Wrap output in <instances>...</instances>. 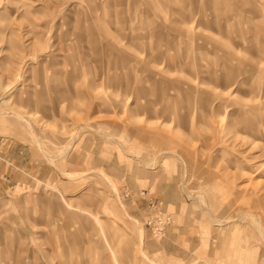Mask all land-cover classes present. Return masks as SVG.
I'll list each match as a JSON object with an SVG mask.
<instances>
[{
	"label": "rangeland",
	"instance_id": "rangeland-1",
	"mask_svg": "<svg viewBox=\"0 0 264 264\" xmlns=\"http://www.w3.org/2000/svg\"><path fill=\"white\" fill-rule=\"evenodd\" d=\"M0 264H264V0H0Z\"/></svg>",
	"mask_w": 264,
	"mask_h": 264
}]
</instances>
